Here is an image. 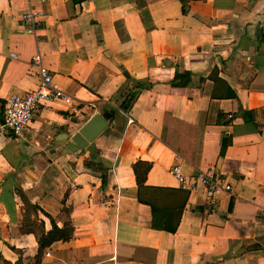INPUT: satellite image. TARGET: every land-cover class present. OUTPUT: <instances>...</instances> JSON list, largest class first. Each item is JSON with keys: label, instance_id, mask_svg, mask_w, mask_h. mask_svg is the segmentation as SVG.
<instances>
[{"label": "crops", "instance_id": "0c3cea01", "mask_svg": "<svg viewBox=\"0 0 264 264\" xmlns=\"http://www.w3.org/2000/svg\"><path fill=\"white\" fill-rule=\"evenodd\" d=\"M29 9L34 33L20 21ZM35 53L71 102L39 105L18 137L0 138V264L33 257L32 221L51 227L40 211L72 228L40 264H264V0H0V116L9 94L38 85ZM175 72L189 83L172 85ZM110 104L93 153L68 152ZM138 161L149 163L142 188ZM173 164L185 176L212 167L231 191L208 208Z\"/></svg>", "mask_w": 264, "mask_h": 264}, {"label": "built area", "instance_id": "2783aa9c", "mask_svg": "<svg viewBox=\"0 0 264 264\" xmlns=\"http://www.w3.org/2000/svg\"><path fill=\"white\" fill-rule=\"evenodd\" d=\"M38 15L39 12L33 9L23 13L20 16L23 29L34 33L38 27ZM11 56L14 55L11 54ZM31 64L36 68L39 79L38 85L26 93H11L5 98L0 116V138L18 137L39 105L54 100L62 101L65 104L71 102L69 95L61 88L51 84V75L47 68L41 64L38 53L31 57ZM110 106L116 108L113 104H110ZM230 117L231 115L228 114L227 118ZM127 121L130 122V119ZM169 174L175 179L181 190L191 192L200 188L208 208H213L216 205L218 196L221 193L231 191V184L212 167L185 176L181 173L179 164H173L169 168ZM257 218L264 222V207L259 208L257 211ZM43 254L48 255L49 250L44 249Z\"/></svg>", "mask_w": 264, "mask_h": 264}, {"label": "trees", "instance_id": "16d2710c", "mask_svg": "<svg viewBox=\"0 0 264 264\" xmlns=\"http://www.w3.org/2000/svg\"><path fill=\"white\" fill-rule=\"evenodd\" d=\"M181 3L186 4L189 1L192 0H179ZM190 80V73L189 72H175L173 79L171 81L172 85H186L189 83ZM145 85L143 83H137L134 87L124 91L121 95H120V100L118 101V103H116V107L118 109H120L123 112H127V110L129 109V107L131 106V103L133 102L136 93L139 89L144 88ZM113 108L112 106H109L108 109ZM115 109V108H113ZM244 120L247 121V118L245 115H250L251 112H242ZM182 154V153H181ZM183 156H184V152H183ZM185 157L189 159V157L185 154ZM85 166L87 168L90 169H97L98 171H100L101 173V183H103L104 181V177H105V170L103 169V167L97 163L96 161H94V155H92V157L90 158V160H88L87 162H85ZM149 169V163L148 162H143V161H138L135 162L133 164L132 167V171H133V175L135 178V182L136 185L139 188H142L143 186V182H144V178H145V174ZM138 200H142L141 198H138ZM33 209L36 207H32ZM44 216H46L49 219L50 222V229H48L47 231H43V225H42V221L40 223H36V227L34 226V223L36 222L35 220L32 221V226H34V231L37 234V236H35L36 238V253L33 255V257L31 259H26V263H24L23 259L21 258V256L19 255L18 258L13 262L10 263L8 261L2 260V264H40V257L42 254V250L47 247L48 245H50L52 242L54 241H58V240H68L71 237V233H72V228L68 223H64L62 225V227H57L51 217L40 211ZM153 213H154V209H153ZM154 216V214H153ZM156 227L158 228H162L164 230H173L174 227H170L171 223L169 222H163V223H156L155 224ZM31 226V225H30Z\"/></svg>", "mask_w": 264, "mask_h": 264}, {"label": "water", "instance_id": "95a60500", "mask_svg": "<svg viewBox=\"0 0 264 264\" xmlns=\"http://www.w3.org/2000/svg\"><path fill=\"white\" fill-rule=\"evenodd\" d=\"M113 112L114 109L110 108L103 111L101 114H93L81 127L77 129L76 132L70 135L69 142L66 144L65 149L68 152H73L87 147L90 152L93 151V147L88 144L105 128L106 121L113 114ZM19 146L21 147L20 144Z\"/></svg>", "mask_w": 264, "mask_h": 264}, {"label": "rangeland", "instance_id": "374dc122", "mask_svg": "<svg viewBox=\"0 0 264 264\" xmlns=\"http://www.w3.org/2000/svg\"><path fill=\"white\" fill-rule=\"evenodd\" d=\"M15 185H17V181H15ZM28 210H30V208L28 206H25V211L27 212ZM34 226L36 227V222L34 223ZM24 263H26L27 261L23 260Z\"/></svg>", "mask_w": 264, "mask_h": 264}]
</instances>
